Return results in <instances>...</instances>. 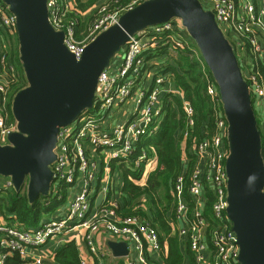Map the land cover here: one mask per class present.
<instances>
[{"label": "built area", "instance_id": "obj_1", "mask_svg": "<svg viewBox=\"0 0 264 264\" xmlns=\"http://www.w3.org/2000/svg\"><path fill=\"white\" fill-rule=\"evenodd\" d=\"M87 1L47 0L51 25L55 30L63 31L65 45L78 60L101 32L118 23L123 13L146 0H104L96 7L82 8L80 3ZM201 2L205 9L214 13L222 31L233 42L257 105L264 100V0L260 5L253 0ZM0 26L6 34L18 37L17 17L2 0ZM170 42L180 45L192 42L179 18L148 26L130 36L117 53L120 54L119 64L113 57L110 65L100 73L93 106L74 122L60 128L54 149L56 159L51 165L53 182L49 194L60 197L64 188L67 190L66 213L63 217L49 218L36 227L27 228L16 215L8 216L0 210L8 219L4 221L0 217V264H6L15 252L26 264H44L46 255L37 250L50 240L65 235H68L66 240L78 241L81 237L88 254L97 264H108L107 254L97 242L101 233L128 243L129 254L122 257L124 264H153L150 255L161 250L159 231L141 215L120 214L123 178L120 169L112 168V162L132 165L133 169L140 167L147 156L143 152L132 160L136 144L158 130L164 117L163 96L166 93L176 94L183 101L188 126L186 135L195 125L193 105L170 75L159 71L158 58L151 57L158 47ZM244 54L252 61L249 70L240 59ZM17 77V67L10 59L6 36L2 34L1 145L10 144L9 135L18 130V121L15 117L10 119L14 97L11 85ZM207 91L218 107L216 132L193 147L198 164L191 174V202L185 197L184 175L177 180L174 190L177 231L182 240L189 241L194 264H241L238 236L227 212L228 121L216 81H209ZM207 189L214 194L211 218L205 212ZM15 190L12 178L0 175V195ZM100 195L103 198L97 205ZM86 257L81 255L82 264H88Z\"/></svg>", "mask_w": 264, "mask_h": 264}, {"label": "water", "instance_id": "obj_2", "mask_svg": "<svg viewBox=\"0 0 264 264\" xmlns=\"http://www.w3.org/2000/svg\"><path fill=\"white\" fill-rule=\"evenodd\" d=\"M2 1L17 17L28 84L13 97L18 130L9 135L10 144H0V175L10 176L17 192L26 186L31 203L48 195L59 130L93 106L100 73L130 36L179 18L212 72L228 121L227 212L238 236L240 263L264 264L262 135L239 58L214 13L201 0H146L101 32L78 60L65 45L63 31L51 25L47 0ZM108 245L115 257L129 254L125 241L109 240Z\"/></svg>", "mask_w": 264, "mask_h": 264}, {"label": "trees", "instance_id": "obj_3", "mask_svg": "<svg viewBox=\"0 0 264 264\" xmlns=\"http://www.w3.org/2000/svg\"><path fill=\"white\" fill-rule=\"evenodd\" d=\"M96 2L97 0H88L80 5L82 8H88ZM2 34L6 36L10 59L18 68L17 80L11 85V95L14 96L27 86L28 82L20 60L17 35L6 34L0 26V35ZM193 41L192 39L190 45H180L176 42L161 45L151 56L158 58L161 66L159 71L170 75L172 81L184 92L195 109V125L189 129V135H186L188 126L182 99L176 94L166 93L163 96L164 117L158 130L151 136L143 137L136 144L132 160L143 152H146L147 156L140 167L133 169L132 165L126 166L124 163L112 162V168L120 169L123 178L122 197L118 211L124 216L141 215L152 222L159 231L160 253L164 264H184L188 258L191 260L190 264H194L189 241L182 240L176 226L172 228L168 213L171 212V216L176 217L174 190L180 175H184L185 197L191 202L192 197L189 193L191 174L198 164L193 147L216 132L218 107L215 106L207 91L209 81H215V79L199 47ZM172 47L178 50V57L166 63L163 58L167 56ZM252 100L257 112L253 95ZM10 119L14 120L11 109ZM261 135L263 146L264 136L262 133ZM150 161H152V167L145 177V167ZM205 196V212L211 218V207L214 200L212 190L207 189ZM1 199V212L14 214L20 223L35 227L45 216L52 215L66 203L67 190L64 188L60 197L50 194L41 195L33 203L29 201L26 188L20 192L15 190L5 193ZM182 245L186 252L182 251ZM116 260H119L118 264H124L122 259ZM151 262L159 264L152 258ZM6 264L26 263L15 252L8 257ZM54 264H82L81 249L77 241L69 240L62 243L54 255ZM93 264H97V261L95 260Z\"/></svg>", "mask_w": 264, "mask_h": 264}, {"label": "crops", "instance_id": "obj_4", "mask_svg": "<svg viewBox=\"0 0 264 264\" xmlns=\"http://www.w3.org/2000/svg\"><path fill=\"white\" fill-rule=\"evenodd\" d=\"M103 1L104 0H97L96 4H99L100 2H103ZM253 1L256 2L258 5H260L262 3V0H253ZM183 31L185 32L184 29H183ZM119 55L120 54H116L114 56V60L115 61L118 60V64L120 62L119 61ZM240 59L242 60V65L244 67H246L247 70H249L251 68V65H252L251 58L249 56H247L246 54H244L243 56L240 57ZM256 107H257L258 111L261 110L262 111L261 113L264 114V100L259 101V103L256 105ZM259 127H260V130H261V133H263V135H264V121H261V126H259ZM149 171H150V169H149ZM147 173H148V170L146 171V169H145L146 176H147ZM68 201H69V198L67 197L66 203L61 208H59L52 215L45 216L42 219V221L46 220V219H49V218H60V217H63L64 214L67 211V207H68V204H69ZM168 217H169V223L172 225V228L174 226L177 227L179 225V223L176 220V217L174 218L173 216H171V212L168 213ZM67 237H68V235L56 237V238L50 240L44 247H42L39 250H37V253H43V254L46 255V257L44 259V264H54V255H55L57 249L60 247V245L62 243L66 242V241H69V240H66ZM109 240H115V239H113L107 233H101L97 237V242H98L100 248L107 254L106 257H107V260H108V264H112V263L113 264H118L119 260H116V259H120L121 260L122 257H115L113 255L112 250L110 249V247L108 245ZM77 243L79 244V247L81 249V255L82 254L87 255L88 257H86V259L88 260V264H93L94 261H95V258L92 257L90 254H88L87 246L85 244V241L82 240V238L80 237L79 240L77 241ZM182 251L186 252V249L184 248L183 245H182ZM150 257L154 260V262H158L159 264H164L163 258H162V254L160 252L152 253V255H150ZM190 263H191V260L188 258V259H186L184 264H190Z\"/></svg>", "mask_w": 264, "mask_h": 264}, {"label": "rangeland", "instance_id": "obj_5", "mask_svg": "<svg viewBox=\"0 0 264 264\" xmlns=\"http://www.w3.org/2000/svg\"><path fill=\"white\" fill-rule=\"evenodd\" d=\"M96 5L97 4H95V5H93V6H91L92 8L93 7H96ZM195 42V41H194ZM196 43V42H195ZM178 57V50L177 49H175L174 47H172L171 49H169V52L167 53V56H165L163 59H165V61H166V63L170 60V61H172L173 60V58H177ZM116 62L118 63V60H116ZM116 62H115V64H116ZM17 70H18V68H17ZM244 71H245V69H244ZM245 73V72H244ZM257 108V107H256ZM262 111L260 110V111H258V109H257V112H256V115H257V119H258V125L259 126H261V121H264V114L263 113H261ZM262 129V128H261ZM263 134V133H262ZM264 136V135H263ZM263 155H264V141H263ZM151 163H152V161H150L149 163H147V166L145 167V169H146V171L148 170V173H149V169H151ZM147 173V174H148ZM145 176H146V174H145ZM25 188H26V186H25ZM27 189V188H26ZM8 193V192H7ZM4 195V194H3ZM0 196H2V195H0ZM1 200V199H0ZM143 207V206H142ZM8 216L9 215H11L10 213H6ZM0 217L2 218V220H8L7 219V217H5L1 212H0ZM174 218H175V216H174ZM178 222V221H177ZM26 226V225H25ZM27 228H32V227H28V226H26ZM36 227V226H35Z\"/></svg>", "mask_w": 264, "mask_h": 264}]
</instances>
